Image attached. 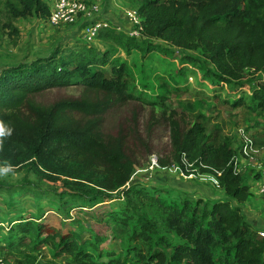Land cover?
I'll return each mask as SVG.
<instances>
[{
  "label": "trees",
  "instance_id": "1",
  "mask_svg": "<svg viewBox=\"0 0 264 264\" xmlns=\"http://www.w3.org/2000/svg\"><path fill=\"white\" fill-rule=\"evenodd\" d=\"M19 1L22 6L8 8L14 16L32 10L49 14L41 0ZM137 12L142 34L183 49H200L227 73L235 74L244 66L264 73V0H143ZM110 38L117 41L114 34ZM133 38L125 36L118 43L129 51L139 45ZM145 48L150 49L149 44ZM112 54L111 50L84 47L71 52L67 59L47 57L0 71V121L11 129V135L4 139L21 145V151L33 156L34 161L55 159L59 171L74 172L85 180L70 185L79 189L66 192L73 200L98 199L101 194L94 188H90L92 194L87 192L89 182L107 191L122 188L143 164L139 157L144 153L148 156L134 124L120 125L115 133L104 129L108 111L123 104L122 99L134 97L127 90L126 76L131 75L127 63L111 62ZM71 86L81 87L79 97L51 105L36 99L46 89ZM217 99L221 105L255 116L251 118L250 141L264 147V78L257 80L248 98L237 97L231 102ZM192 117L187 121L182 113L171 115L173 157L181 156L186 163L213 174L223 197L210 200L180 192L172 198L162 196L159 189L157 193L140 189L156 208L150 205V211L135 216L108 212L110 220H121L124 227L125 241L119 249L101 247L95 237L84 238L80 229L18 219L1 234L4 243L0 250L5 251L7 264H31L29 256L18 253L23 248L37 251L42 245L51 248L53 258L64 257L65 264H170L171 257L164 250L168 240L159 234L163 224L185 239L175 247L172 257L177 261L264 264V237L246 219L240 205L248 198L250 187L239 171H233L234 151L223 128L200 112ZM133 119L132 114L131 122ZM159 160L163 164V159ZM132 190L127 188L124 193Z\"/></svg>",
  "mask_w": 264,
  "mask_h": 264
},
{
  "label": "rangeland",
  "instance_id": "2",
  "mask_svg": "<svg viewBox=\"0 0 264 264\" xmlns=\"http://www.w3.org/2000/svg\"><path fill=\"white\" fill-rule=\"evenodd\" d=\"M41 1L50 13L53 0ZM97 2L98 14L108 21L110 28L107 30L111 32L105 34L102 30L95 38H88L82 28L85 19L72 25L55 26L49 23V14L34 10L24 16H14L8 8L22 6L20 1L0 0V71L47 57L67 59L71 52L77 53L84 47L99 52L111 50V62L122 61L128 65L131 75L126 76L127 90L134 97L122 99L123 104L108 111L104 129L115 133L120 125L134 124L136 133L146 144L148 156L144 153L139 157L143 164L134 170L122 188L107 191L89 182L87 192L92 194L90 188H94L101 194L98 199L73 200L66 192H79V189L70 185L85 180L73 175L74 172L66 174L59 171L55 159L43 163L34 161L33 156L21 151V145L4 139L0 169L8 171L0 174V245L4 243L1 234L6 233L11 222L31 218L60 228L80 229L84 238L95 237L101 247L119 249L125 241L124 227L121 220L119 223L110 220L108 212H126L135 216L150 211V205L156 208V204L140 189L151 193H157L159 189L162 196L172 198L180 192L210 200L223 197L213 174L193 163H186L181 156L173 157L175 144L170 137L169 121L175 112L184 114L187 121L194 119V112H200L212 118L211 122L220 123L234 151L232 157L236 160L237 170L250 187L248 198L240 204L242 213L259 230L264 221L252 220L264 219V196L257 193L255 184L258 166L264 162V147H256L250 141L251 127L254 126L251 118L255 116L249 117L242 109L221 105L216 98L229 102L237 97L248 98L257 80L264 78V73L248 66L235 74L227 73L200 49L176 47L145 33L133 38L141 46L127 51L118 43L125 40V36H130L132 23L126 13L138 11L143 0ZM111 34L117 37V41L110 38ZM145 44H149L150 49L147 50ZM68 60L73 63L72 59ZM81 90L80 86L53 87L41 91L36 99L51 105L79 97ZM132 114L134 119L131 122ZM127 188H133L128 195L124 193ZM159 234L168 240L164 250L171 257L170 264H186L185 258L181 261L173 258L175 247L185 243V239L169 230L166 224L161 226ZM18 254L29 256L31 264H65L64 257L53 258L51 248L44 245L37 251L23 248ZM4 255L5 251L0 250V257L4 258Z\"/></svg>",
  "mask_w": 264,
  "mask_h": 264
},
{
  "label": "built area",
  "instance_id": "3",
  "mask_svg": "<svg viewBox=\"0 0 264 264\" xmlns=\"http://www.w3.org/2000/svg\"><path fill=\"white\" fill-rule=\"evenodd\" d=\"M98 0H53L50 8L48 21L51 25L64 26L72 25L80 19H85L82 28L86 31L88 38H95L102 30L110 28L108 21L100 17ZM127 19L132 23L129 32L131 37L142 35L141 17L135 10L126 13ZM250 145V144H249ZM251 147V146H250ZM246 150L244 152L246 153ZM248 155V154H247ZM233 171L238 172L234 157ZM258 177L255 180L257 193L264 196V162L258 166ZM259 235L264 237V229H259ZM0 264H7L3 257H0Z\"/></svg>",
  "mask_w": 264,
  "mask_h": 264
},
{
  "label": "clouds",
  "instance_id": "4",
  "mask_svg": "<svg viewBox=\"0 0 264 264\" xmlns=\"http://www.w3.org/2000/svg\"><path fill=\"white\" fill-rule=\"evenodd\" d=\"M10 136L11 135V129L6 128L5 124L0 121V150H3L4 144L3 140L5 136ZM8 171V169H0V174H5Z\"/></svg>",
  "mask_w": 264,
  "mask_h": 264
},
{
  "label": "crops",
  "instance_id": "5",
  "mask_svg": "<svg viewBox=\"0 0 264 264\" xmlns=\"http://www.w3.org/2000/svg\"><path fill=\"white\" fill-rule=\"evenodd\" d=\"M107 17H109V16H107ZM247 220H248V219H247ZM256 220H257V221H260V220H261V221H264V219L256 218V219H253L252 222H253V221H256ZM248 221L250 222V220H248ZM260 227H261L260 229H264V225H262V226H260ZM262 227H263V228H262Z\"/></svg>",
  "mask_w": 264,
  "mask_h": 264
}]
</instances>
